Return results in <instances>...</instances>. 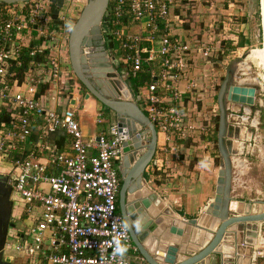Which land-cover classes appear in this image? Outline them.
I'll return each mask as SVG.
<instances>
[{
  "label": "built area",
  "instance_id": "obj_1",
  "mask_svg": "<svg viewBox=\"0 0 264 264\" xmlns=\"http://www.w3.org/2000/svg\"><path fill=\"white\" fill-rule=\"evenodd\" d=\"M173 1L109 0L107 8V52L114 66L125 80L128 75L147 78L132 100L157 133V148L145 168L149 185L170 180V164L191 139L199 140L205 155L202 169L216 167L219 77L213 64L235 52L244 27L230 13L203 26L201 40L180 37L175 31L183 17L171 14ZM58 19L64 28L52 25L49 0L0 3V105L8 115L0 124V176L11 188L13 204H20L31 221L21 232L8 230L2 259L9 264L14 256L25 264H144L116 210L122 158L116 125L85 139L74 109L55 111L37 94L46 83L65 92L78 88L67 55L69 20L60 12ZM24 49L30 57L43 54L35 65L42 78L20 79L14 71ZM196 68L207 71L196 79ZM33 124L37 141L25 152L19 145L30 144ZM57 133L69 138L61 152L49 140ZM263 257L255 250L251 264Z\"/></svg>",
  "mask_w": 264,
  "mask_h": 264
},
{
  "label": "water",
  "instance_id": "obj_2",
  "mask_svg": "<svg viewBox=\"0 0 264 264\" xmlns=\"http://www.w3.org/2000/svg\"><path fill=\"white\" fill-rule=\"evenodd\" d=\"M29 1L32 0H0V3L11 5ZM49 1L52 25L57 28L64 0ZM108 4L109 0H86L68 34L67 55L75 79L87 94L115 116L122 148L118 169V213L133 246L146 264H251L264 224V208L249 213L243 210L242 204L232 207L236 206L230 197L232 161L225 139L230 132L229 106H245L250 110L260 98L254 85L235 81L234 72L245 55L226 68L217 92V146L221 167L214 197L197 218L172 219V211L162 210L161 200L147 189L145 168L156 150V130L132 100L126 81L121 79L105 48ZM260 16L264 40V10ZM10 198L11 188L7 186L6 178L0 176V264H9L7 258L2 259L1 250L8 230L13 226L10 223L13 207Z\"/></svg>",
  "mask_w": 264,
  "mask_h": 264
},
{
  "label": "crops",
  "instance_id": "obj_3",
  "mask_svg": "<svg viewBox=\"0 0 264 264\" xmlns=\"http://www.w3.org/2000/svg\"><path fill=\"white\" fill-rule=\"evenodd\" d=\"M188 6L192 7V11L187 13V23L188 21H191L192 23L195 22L196 26L200 28L199 31L202 30L203 26L210 24L212 20L221 18L220 14H230L225 8V0H174L170 12L171 14H176L177 16H183L184 14L180 7L187 8ZM220 7H222V9ZM237 12L236 8L233 9V13L235 15ZM189 18L191 20H189ZM189 25L185 24L180 28H177L175 34L185 38ZM34 34L35 32L32 33V35ZM257 38H260L259 33ZM35 41V39H31L28 41V44L33 47L36 43ZM41 63L42 62L31 64L30 69L24 72L23 75L28 77L31 76L34 79L42 78L43 76L37 77V75L41 72V69L37 68V66L35 67V65ZM199 65L200 62L196 61V66ZM195 70L196 72H193V74L197 79L202 73H206L205 71H207V68H196ZM76 84L78 85V88L72 90V87H70L66 92L59 90L58 87L54 88V86L47 83L42 84L38 86L37 94L38 96L43 97L42 99L44 100L46 106L54 109L55 111L60 112L66 107L74 109L76 119L85 139H95L105 132L109 125L115 124V116L111 112L106 113L100 103L87 94V92H85L78 83ZM1 108L3 107L0 105V109ZM5 122L6 121H3L1 123ZM32 126L33 132L30 137V144L25 146L23 144L19 145L24 147L25 152L31 151L33 145H35L37 141L36 126L35 124ZM233 132L234 136L237 135V129H234ZM49 140L60 152L65 150V147L69 145V138L62 133L50 136ZM161 142L162 139L159 137L158 144L160 145ZM182 151L184 152L183 158L179 157L178 161H172L170 164L169 172L173 175L170 180H168L167 183L162 180H156L152 183L153 185L148 184L149 186H147V189L155 193L161 200L159 205L162 210L167 209L172 211V219L176 218L179 220H189L197 218L203 211L204 207L213 199L218 170H216V168L209 170L202 169V158L205 155L200 150L194 160L195 162L192 161L194 154H191L192 149L190 145L184 146ZM142 186L144 188L143 184ZM30 222V219H27L23 214L21 205L13 204L10 218V223L13 226L9 230L21 232L27 225L30 224ZM262 229L263 226L261 227V230ZM262 233L264 235V232ZM257 245H264L263 240L261 239L260 243ZM13 259L14 260L10 262V264H25L23 259L18 256H14Z\"/></svg>",
  "mask_w": 264,
  "mask_h": 264
},
{
  "label": "rangeland",
  "instance_id": "obj_4",
  "mask_svg": "<svg viewBox=\"0 0 264 264\" xmlns=\"http://www.w3.org/2000/svg\"><path fill=\"white\" fill-rule=\"evenodd\" d=\"M228 1L234 3L235 7L233 9L236 8L238 11L236 14L237 23L244 25V27L242 32L238 31L239 35L237 36L235 52L233 54L229 53L224 62L222 64L218 63L215 67V71L219 77L218 87H220L223 81L226 68L237 58L245 55V58L240 61L239 65H237L238 68L234 72L235 81L245 85H254L260 94V98L256 100L253 109L247 110L245 106H229L227 121L230 132L225 136L228 142L226 150L230 154L232 161L230 197L236 205L242 204L241 207L244 211L252 213L259 212L264 208L262 204L264 203V131L261 128V110L264 108L262 100L264 97V66L259 58H255L252 55L255 51L264 48V43H262L260 0H225L226 10L229 13L232 10L233 13V9L228 8ZM85 3L86 0H64V7L60 10V14L63 18L68 17L69 27L65 28L68 34ZM220 8L222 9V7ZM256 12L259 13L258 17L255 15ZM244 16L247 18V22L245 23L241 22ZM60 26L63 27V24L60 23ZM258 33L260 35L259 39L257 38ZM251 55L252 59L250 58ZM118 74L125 82L126 77L119 72ZM125 84L129 88L127 82ZM217 119L218 116L216 122ZM217 124L218 122L216 126ZM234 129H237V135L235 136L233 135ZM214 142L212 149L217 156L214 164L216 170L219 171L221 167V156L217 146V134ZM238 161L240 164H236ZM262 226L263 231L261 230V235L264 232V224ZM263 236L258 238L259 242L257 244L260 243L261 239L264 243ZM255 250H260L264 253V245H258ZM257 264H264V257L258 259Z\"/></svg>",
  "mask_w": 264,
  "mask_h": 264
},
{
  "label": "trees",
  "instance_id": "obj_5",
  "mask_svg": "<svg viewBox=\"0 0 264 264\" xmlns=\"http://www.w3.org/2000/svg\"><path fill=\"white\" fill-rule=\"evenodd\" d=\"M180 9L183 11V14H184L182 16L183 17V25H185V24H187V25L191 24V25H189V29L187 31L186 37L189 38V39L191 38V40H201L203 38V36L201 35V32L199 31L200 28H198L196 26L195 22L192 23L191 21H188V23H187V19H186L187 18V13H189V12L192 11V7H189V6L187 8L186 7H184V8L183 7H180ZM185 11H186V13H185ZM192 14H194V13H192ZM258 14L259 13L256 12L255 15L258 17ZM220 15L223 16V14H220ZM189 20H191V19L189 18ZM241 22H244V23L247 22V18L244 16L241 19ZM105 48H106V50L109 49V44L107 42L105 44ZM223 48L229 49L230 47H229L228 43H225L223 45ZM28 53H29L28 50H23L22 51L21 63H20L21 66L19 68H15L14 69V71L16 72V74H18V77L20 79H23V73L30 69L31 64L38 63V62H42L44 60L43 54H41L39 52L36 53L35 55L31 56V57L29 56ZM216 65L217 64H213V68L214 69H215ZM117 71L119 73H121V70L119 68L117 69ZM145 81H147V78L144 75H139L137 78H134V79H132L128 75L127 80H126V82L128 84V87H129V89H130V91L132 93H135L137 91L138 87H140L141 85H143ZM77 83L85 91V89L83 88V86L78 81H77ZM262 100H263V106H264V97L262 98ZM103 110L106 113H109L110 112L109 110H107L104 107H103ZM7 120H8V115L6 114L5 109L1 108L0 109V123L3 122V121H7ZM217 122H218V119H217ZM261 122H262L261 128L264 131V108H263V110H261ZM61 139H63V138H61ZM187 145H190L191 146V149H192L191 154L192 155L194 154V157H192V161L195 162L194 160L197 157L198 151L200 150V148H199V145H200L199 140L197 138L191 139L184 146H187ZM183 155H184V152L181 150V152H180V158H183ZM116 210L118 212L117 206H116Z\"/></svg>",
  "mask_w": 264,
  "mask_h": 264
},
{
  "label": "bare ground",
  "instance_id": "obj_6",
  "mask_svg": "<svg viewBox=\"0 0 264 264\" xmlns=\"http://www.w3.org/2000/svg\"><path fill=\"white\" fill-rule=\"evenodd\" d=\"M261 4H262V10H264V4H263V1L261 0ZM261 4H260V13H262V10H261ZM262 15V14H261ZM262 41H263V43H264V40L262 39ZM253 51V50H252ZM251 51V52H252ZM252 55H254V57L255 58H259V60H261V62H262V64H263V66H264V48L262 49V50H259V51H255ZM252 55H251V59H252ZM249 58V59H250ZM254 63H255V61H253ZM260 66V65H259ZM123 91V93H124V90H122ZM239 160V159H238ZM241 161V160H240ZM237 163H239L240 164V162L238 161ZM232 207L234 208V207H237V205L236 206H234V205H232ZM259 242V241H258Z\"/></svg>",
  "mask_w": 264,
  "mask_h": 264
},
{
  "label": "flooded vegetation",
  "instance_id": "obj_7",
  "mask_svg": "<svg viewBox=\"0 0 264 264\" xmlns=\"http://www.w3.org/2000/svg\"><path fill=\"white\" fill-rule=\"evenodd\" d=\"M62 7H64V4L62 5ZM62 7L60 8V10H62ZM116 205H117V208H118V197H117Z\"/></svg>",
  "mask_w": 264,
  "mask_h": 264
}]
</instances>
